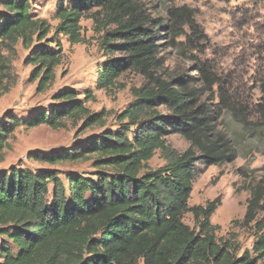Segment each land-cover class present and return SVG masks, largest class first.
<instances>
[{"label":"trees","instance_id":"trees-1","mask_svg":"<svg viewBox=\"0 0 264 264\" xmlns=\"http://www.w3.org/2000/svg\"><path fill=\"white\" fill-rule=\"evenodd\" d=\"M70 4L59 3L56 38L51 39V25L32 16L30 0L2 1L0 92L22 43L30 51L32 82L45 93L63 63L57 37L82 44L84 19L92 20L102 34L100 47L108 57L99 70L97 87L113 89L128 72L141 75L146 83L133 89L134 101L118 117L119 130L104 131L69 149L27 156L51 166L91 161L96 170L92 177L71 174L66 184L56 171L38 173L12 166L0 173V264H260L264 233L254 245L256 257L249 252L237 257L218 243L211 223L221 200L189 207L199 164L221 166L234 160L236 153L215 129L220 114L202 102L199 91L184 78L168 81L155 74L162 19L147 15L136 0H70ZM174 35L172 31V42ZM201 74L209 86L216 82L207 71ZM92 96L87 90L80 99L74 88H64L54 95L55 105L49 111L24 121L7 114L0 124V163L7 140L19 127L45 125L59 130L68 121L80 120L85 129L105 127L106 113L93 114L87 107ZM161 108L170 116L162 115ZM261 114L264 117V105ZM170 135L181 136L190 147L177 153L167 142ZM157 152L166 164L150 169ZM188 213L194 217V229L184 223ZM251 223L264 231L262 186L252 189L248 201L244 224Z\"/></svg>","mask_w":264,"mask_h":264},{"label":"rangeland","instance_id":"rangeland-1","mask_svg":"<svg viewBox=\"0 0 264 264\" xmlns=\"http://www.w3.org/2000/svg\"><path fill=\"white\" fill-rule=\"evenodd\" d=\"M2 1L0 21L5 16ZM30 1L32 16L49 23L52 27L49 38L55 39L59 23L55 19L57 7L60 2L70 6V0ZM136 1L142 4L147 15L162 19L160 62L155 74L168 81L184 78L191 88L199 91L202 102L212 112L220 114L214 123L215 129L230 141L236 153L234 160L221 166L199 164L189 207H205L220 199L221 205L211 218L218 243L228 247L237 257L245 252L256 257L254 245L264 231H258L255 223L245 225L244 218L252 189L264 188V117L261 114L264 105V0ZM179 12L183 15H178ZM81 25L82 44L71 45L66 37H57L63 47V63L56 69L55 83L45 93H39L37 83L32 82L34 68L27 63L30 51L22 43L18 44L12 73L1 86L0 124L9 113L24 121L37 112L49 111L55 105L53 97L57 92L74 88L80 99H84L87 90L92 91L87 107L93 114L106 113L105 127L85 129L83 120L68 121L66 128L59 130L45 125L31 129L19 127L6 142L0 173L12 166L38 173L56 171L66 184L71 174L92 177L96 170L91 161L51 166L31 161L27 156L31 152L69 149L104 131L119 130L118 117L134 101L133 89L146 83L141 75L128 72L117 80L113 89H99L96 85L98 73L108 59L100 47L102 34H98L90 19H84ZM172 31L175 32L174 42L171 41ZM201 70L210 73L216 82L209 86ZM160 112L170 116L164 108ZM167 142L177 153L190 147L179 135L168 136ZM165 164L161 152H157L148 165L155 170ZM184 223L192 229L196 227L191 213L184 216ZM259 263L264 264V260Z\"/></svg>","mask_w":264,"mask_h":264}]
</instances>
